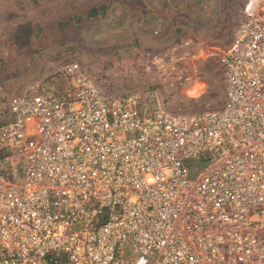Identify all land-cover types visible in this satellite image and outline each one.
Returning <instances> with one entry per match:
<instances>
[{"label": "built area", "instance_id": "built-area-1", "mask_svg": "<svg viewBox=\"0 0 264 264\" xmlns=\"http://www.w3.org/2000/svg\"><path fill=\"white\" fill-rule=\"evenodd\" d=\"M223 62L214 112L109 95L77 65L15 96L0 264H264V0Z\"/></svg>", "mask_w": 264, "mask_h": 264}, {"label": "rangeland", "instance_id": "rangeland-1", "mask_svg": "<svg viewBox=\"0 0 264 264\" xmlns=\"http://www.w3.org/2000/svg\"><path fill=\"white\" fill-rule=\"evenodd\" d=\"M248 1L0 0V124L15 96L56 82L69 65L109 95L139 93L178 113L219 111L224 53Z\"/></svg>", "mask_w": 264, "mask_h": 264}]
</instances>
